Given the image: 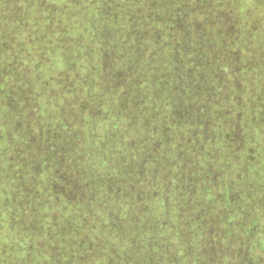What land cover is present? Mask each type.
I'll return each mask as SVG.
<instances>
[{
    "label": "trees",
    "instance_id": "16d2710c",
    "mask_svg": "<svg viewBox=\"0 0 264 264\" xmlns=\"http://www.w3.org/2000/svg\"><path fill=\"white\" fill-rule=\"evenodd\" d=\"M0 264H264V0H0Z\"/></svg>",
    "mask_w": 264,
    "mask_h": 264
},
{
    "label": "rangeland",
    "instance_id": "374dc122",
    "mask_svg": "<svg viewBox=\"0 0 264 264\" xmlns=\"http://www.w3.org/2000/svg\"><path fill=\"white\" fill-rule=\"evenodd\" d=\"M240 53V49L239 48H236L235 50H234V55H235V58H236V56H241V54H239ZM235 58H233L234 60H235ZM239 65H240V63H239ZM240 67V66H239Z\"/></svg>",
    "mask_w": 264,
    "mask_h": 264
}]
</instances>
